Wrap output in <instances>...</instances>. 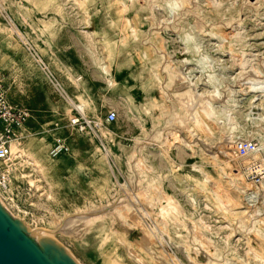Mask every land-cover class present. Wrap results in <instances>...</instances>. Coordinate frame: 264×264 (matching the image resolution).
Wrapping results in <instances>:
<instances>
[{"label":"rangeland","instance_id":"374dc122","mask_svg":"<svg viewBox=\"0 0 264 264\" xmlns=\"http://www.w3.org/2000/svg\"><path fill=\"white\" fill-rule=\"evenodd\" d=\"M0 81L30 111L0 188L30 232L65 220L79 264H264V0H0Z\"/></svg>","mask_w":264,"mask_h":264},{"label":"built area","instance_id":"2783aa9c","mask_svg":"<svg viewBox=\"0 0 264 264\" xmlns=\"http://www.w3.org/2000/svg\"><path fill=\"white\" fill-rule=\"evenodd\" d=\"M41 61V60H40ZM77 110V109H76ZM78 111V110H77ZM30 117V111L26 107L14 105L8 99L2 82L0 81V188L7 189L10 183L8 163L19 156L18 147L25 137L26 123ZM116 118L115 111H109L106 116L107 121H114ZM69 125L86 129V127L98 128V123L90 120L82 113L72 115ZM69 142L58 136L54 138L49 146L48 153L51 157H57L69 151ZM103 149L108 152L103 144ZM239 156L247 155L255 151L253 142H241L235 149ZM264 168L257 163L247 167L246 173L254 183H260Z\"/></svg>","mask_w":264,"mask_h":264},{"label":"water","instance_id":"95a60500","mask_svg":"<svg viewBox=\"0 0 264 264\" xmlns=\"http://www.w3.org/2000/svg\"><path fill=\"white\" fill-rule=\"evenodd\" d=\"M0 264H79L54 237L28 231L0 200Z\"/></svg>","mask_w":264,"mask_h":264},{"label":"bare ground","instance_id":"6f19581e","mask_svg":"<svg viewBox=\"0 0 264 264\" xmlns=\"http://www.w3.org/2000/svg\"><path fill=\"white\" fill-rule=\"evenodd\" d=\"M232 178V177H231ZM0 200H1V202L3 203V205H5L4 204V202L2 201V199L0 198ZM65 220H63L62 222H61V224H59L58 226H57V228H55L54 230H50V229H47V230H43V231H40V230H42V229H40L36 234H35V232L33 233L35 236H39L41 233H43V234H45V235H49V236H53L52 234H55V231L56 230H60V229H62V227L65 225ZM26 225L28 226V224L26 223ZM59 227V228H58ZM28 231L30 232V230H29V226H28ZM32 233V232H31Z\"/></svg>","mask_w":264,"mask_h":264}]
</instances>
